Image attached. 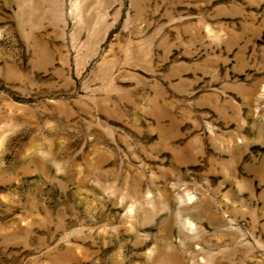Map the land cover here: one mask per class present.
<instances>
[{"label": "rangeland", "instance_id": "374dc122", "mask_svg": "<svg viewBox=\"0 0 264 264\" xmlns=\"http://www.w3.org/2000/svg\"><path fill=\"white\" fill-rule=\"evenodd\" d=\"M0 264H264V0H0Z\"/></svg>", "mask_w": 264, "mask_h": 264}]
</instances>
